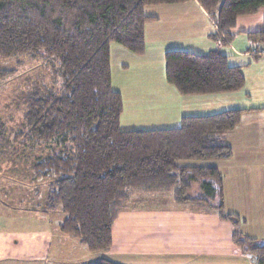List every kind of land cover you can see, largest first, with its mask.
Wrapping results in <instances>:
<instances>
[{
	"label": "trees",
	"instance_id": "16d2710c",
	"mask_svg": "<svg viewBox=\"0 0 264 264\" xmlns=\"http://www.w3.org/2000/svg\"><path fill=\"white\" fill-rule=\"evenodd\" d=\"M186 0H0V58L44 56L54 61L59 83L25 95L23 128L29 141L54 140L61 150L33 165L35 178H53L47 208L65 214L59 230L90 251L112 244V226L129 191H170L176 202H201L221 219H239L223 210L222 176L214 166H183L185 160L230 157L224 134L243 110L184 116L178 127H120L121 94L111 87L109 44L144 51V7ZM227 38L240 15L255 13L264 0H197ZM264 42V31L249 32ZM165 77L181 94L236 91L240 69L219 51L205 55L170 50ZM0 119V137L5 138ZM202 190L189 196L192 182ZM214 184V186H213ZM216 199V201H214ZM233 243L264 264V240L232 233ZM89 264H120L102 258Z\"/></svg>",
	"mask_w": 264,
	"mask_h": 264
},
{
	"label": "crops",
	"instance_id": "0c3cea01",
	"mask_svg": "<svg viewBox=\"0 0 264 264\" xmlns=\"http://www.w3.org/2000/svg\"><path fill=\"white\" fill-rule=\"evenodd\" d=\"M144 13L149 19L143 27L142 53L132 52L115 42L109 44L111 87L121 94L123 102L120 127L123 130L174 128L184 116L243 110L236 127L223 136L232 149L230 157L179 163L217 168L222 176L223 210L238 217L237 226L221 219L215 209L201 202H176L172 193L163 195V191L131 190L118 215L131 210L138 221L123 228V233L128 235L126 233L123 240L121 261L114 259L112 244L104 251H90L86 247L90 251L87 254L83 243L59 230L61 221L57 225L61 234L53 236L55 240L47 235L41 256L34 257L33 251H4V244H0V264H51V257L54 264L65 261L89 264L102 258L120 264H256L252 257L243 258L241 254L229 257L207 254L211 241L206 238L212 239L214 235L203 236V232L208 233L220 225L224 228V223L228 222L233 227L229 233L232 243L234 231L264 240V46H259L264 42H252L247 35L264 31V5L255 13L238 16L230 30V39L218 30L197 0L146 5ZM170 50L197 55L219 51L229 65L240 69L243 86L229 92L181 94L165 77L164 55ZM195 184L201 194L200 182ZM133 202L138 203L137 209ZM145 202H150L148 207L140 206ZM143 213L153 215L154 223L140 218ZM146 225L154 226L150 239L141 238ZM197 233L202 234L197 236L198 243L189 244L188 237ZM212 247L219 250L220 246ZM240 253L248 254L241 250ZM140 258L143 262H137Z\"/></svg>",
	"mask_w": 264,
	"mask_h": 264
},
{
	"label": "rangeland",
	"instance_id": "374dc122",
	"mask_svg": "<svg viewBox=\"0 0 264 264\" xmlns=\"http://www.w3.org/2000/svg\"><path fill=\"white\" fill-rule=\"evenodd\" d=\"M259 46L263 47L264 44ZM55 64L44 56L33 57L26 54L0 58V119L5 125V138L0 137V244H4L2 248L8 252L33 251L34 257H39L43 253L48 234L52 237L61 234L57 225L65 215L60 207L53 210L47 208L49 184L53 178H35L33 165L36 161L57 153L62 147L54 140L32 142L25 138L22 124L24 98L36 88L43 89L59 83ZM190 161L194 160L180 163ZM196 182L199 180L192 182V190L188 192L191 197L198 196ZM161 194L170 195L171 192L163 191ZM133 203L137 209L138 203ZM149 204L150 202H145L140 206L148 207ZM140 218L150 222L156 220L150 213H143ZM133 221L137 222L138 216L131 210L122 212L115 220L112 230L114 259H121L123 240L127 233H123V228L131 225ZM224 224H226L224 228L220 225L208 233L203 232V236L214 235L212 239L206 238V241H211L206 253H220L227 257L241 254L243 258H251L250 254L240 253V249L232 243L229 234L233 230L232 225L228 222ZM145 228L146 232L141 238H152L154 226L146 225ZM129 234L132 235V231ZM199 234L202 235L197 233L188 237L187 242L191 245L197 244ZM53 238L55 240V237ZM69 238L75 240L73 237ZM213 245H219V250L213 249ZM82 248L87 254L90 252L84 244ZM142 260L144 259L140 258L137 262ZM145 261L152 260L145 258ZM54 262L51 257L50 263ZM60 264H76V261L70 263L65 261Z\"/></svg>",
	"mask_w": 264,
	"mask_h": 264
}]
</instances>
